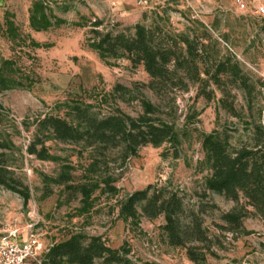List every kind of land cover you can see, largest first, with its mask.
<instances>
[{
	"label": "trees",
	"instance_id": "obj_1",
	"mask_svg": "<svg viewBox=\"0 0 264 264\" xmlns=\"http://www.w3.org/2000/svg\"><path fill=\"white\" fill-rule=\"evenodd\" d=\"M56 9L67 13L75 6L67 1L34 0L29 9L30 28L41 32L70 24ZM71 24L87 29L88 47L106 65L116 66L125 59L132 67L142 66L150 77L142 86L157 94H174L175 101L178 92L196 87L197 97L212 101L220 91L219 107L242 122L245 139L237 145L233 143L232 132L239 131L233 126L201 133L204 157L200 165L207 171L201 196L216 193L234 201L236 206L220 213L221 222L215 223L220 233H211L204 214L209 208H218L217 204L200 202L197 208L192 207L187 204L183 189L171 183H149L143 189L120 195L113 164L119 161V168H123L148 145H168L167 152L178 158L183 144L198 130L191 125L198 122L199 115L196 111L188 113L184 125L179 127L174 120L162 117L160 107L142 92L132 95V89L122 84H116L111 93L95 97L96 103L67 100L59 105L64 109L63 116L48 113L35 119L25 153L60 164L56 176H42L45 196L54 192L51 184L61 187L60 192L67 194L68 201H79L74 216L89 214L102 195L117 198V219L125 224L139 227L143 218L163 217L160 234L169 246L184 249L195 264H208L211 257L219 258V250L225 249L224 232H231L235 238L248 235L251 231L244 226L246 217L255 214L264 220V120L262 107L256 106L264 82L248 73L235 53L222 47L211 30L213 26L209 28L198 19H189L182 31L171 30L157 20L150 25L137 22L126 30H117L116 26L106 27L103 19L86 15H80ZM4 33L13 44L29 39L30 46H43L31 34H22L10 11L4 15ZM34 83V77L18 66L14 58H0V93L31 89ZM234 88L243 93L246 105L241 108L236 105ZM116 93L124 101L140 100L143 111L132 116L115 106L102 113L99 105ZM49 141L73 146V155L80 160L84 157L87 163H73L69 155L52 153ZM14 148L12 139L0 136V187L20 195L26 205L32 192L9 165L8 151ZM79 170L77 180L74 174ZM131 252L126 242L115 248L102 235L74 232L68 239L52 243L27 264H138L130 257Z\"/></svg>",
	"mask_w": 264,
	"mask_h": 264
},
{
	"label": "rangeland",
	"instance_id": "obj_2",
	"mask_svg": "<svg viewBox=\"0 0 264 264\" xmlns=\"http://www.w3.org/2000/svg\"><path fill=\"white\" fill-rule=\"evenodd\" d=\"M34 0H3L0 2V58H14L18 66L34 77L31 89H14L0 93V136L10 138L15 148L9 153V165L15 176L22 179L32 192L28 204L20 195L0 187V238L17 229L25 233L28 225L35 223L43 249L52 243L66 240L74 232L88 235H102L108 244L118 248L125 242L132 249L130 257L138 264L153 261L158 264H195L190 261L184 249L169 246L160 234L163 217L155 220L143 218L139 227L125 224L117 219L116 199L102 195L95 208L83 216L76 215L79 201H68L67 194H61V187L51 184L53 193L45 196L46 189L42 176H56L60 164L39 160L25 153V145L35 129L34 121L45 114L64 115L60 103L71 99H83L96 103L103 94L111 93L116 84L132 89V95L141 92L160 107L162 117L174 120L179 127L186 121L188 113H199L192 128V137L186 141L178 158L167 152L168 145L155 148L151 145L141 148L137 157L128 160L119 168V161L112 170L121 188L120 195L145 188L149 183L167 184L180 187L186 195L187 204L198 207L200 202L216 203L218 208L208 209L204 214L205 225L211 233H220L215 223H220V213L236 206L224 196L210 193L202 197L206 170L200 161L204 154L201 133L211 132L225 126L239 128L232 132V141L239 144L245 139L242 122L219 107L217 99L207 101L197 97V88L176 94H157L143 83L150 81L143 67H132L128 60H120L116 66L106 65L86 42L87 29L71 24L80 15L90 19L104 20L108 28L126 30L137 22L147 25L157 20L171 30L182 31L189 19H198L213 26L212 32L221 45L236 54L245 70L264 82V0H57L67 1L74 10L56 13L70 21V24L36 32L29 26V9ZM6 11L14 14V20L22 34H31L43 44L35 48L27 42L13 44L4 33ZM162 16L163 19L159 17ZM50 45V46H46ZM258 95L256 106L262 107L264 120V88ZM236 105L245 106L243 93L234 88ZM116 93L99 105L102 113L119 106L124 112L138 116L142 111L140 100L124 101ZM54 154L69 155L73 163L80 158L73 155V146L55 141L47 142ZM21 148L23 153L21 152ZM165 155V156H162ZM114 157L117 154H113ZM87 163L83 157L80 160ZM75 178L79 180L81 171ZM244 202V200H241ZM249 209L253 210L251 207ZM244 226L251 234L235 238L231 232H224L225 249L219 250V258L211 257L208 264H264V220L255 214L244 219Z\"/></svg>",
	"mask_w": 264,
	"mask_h": 264
},
{
	"label": "built area",
	"instance_id": "obj_3",
	"mask_svg": "<svg viewBox=\"0 0 264 264\" xmlns=\"http://www.w3.org/2000/svg\"><path fill=\"white\" fill-rule=\"evenodd\" d=\"M261 11L264 13V7ZM34 226L35 223L28 225L25 234L15 229L0 238V264H27L29 259L37 258L47 250L43 249Z\"/></svg>",
	"mask_w": 264,
	"mask_h": 264
},
{
	"label": "crops",
	"instance_id": "obj_4",
	"mask_svg": "<svg viewBox=\"0 0 264 264\" xmlns=\"http://www.w3.org/2000/svg\"><path fill=\"white\" fill-rule=\"evenodd\" d=\"M3 0H0V2H2ZM23 234H25V233H23Z\"/></svg>",
	"mask_w": 264,
	"mask_h": 264
}]
</instances>
